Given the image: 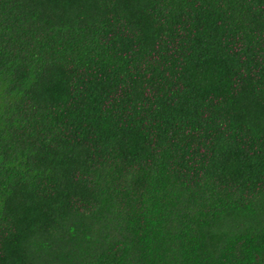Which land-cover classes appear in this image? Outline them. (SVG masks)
I'll return each instance as SVG.
<instances>
[{
    "label": "trees",
    "instance_id": "16d2710c",
    "mask_svg": "<svg viewBox=\"0 0 264 264\" xmlns=\"http://www.w3.org/2000/svg\"><path fill=\"white\" fill-rule=\"evenodd\" d=\"M0 264H264V0H0Z\"/></svg>",
    "mask_w": 264,
    "mask_h": 264
}]
</instances>
